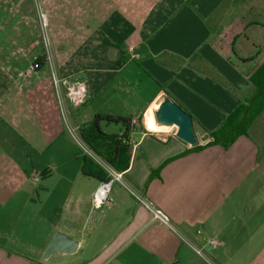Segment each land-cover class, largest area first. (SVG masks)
Returning a JSON list of instances; mask_svg holds the SVG:
<instances>
[{"label":"crops","instance_id":"1","mask_svg":"<svg viewBox=\"0 0 264 264\" xmlns=\"http://www.w3.org/2000/svg\"><path fill=\"white\" fill-rule=\"evenodd\" d=\"M27 2L0 0V40L25 32ZM54 2L55 22L68 19L53 51L56 73L86 87L78 105L64 99L70 126L79 135L95 115L131 120L122 179L168 225L119 183L110 206L92 207L102 175L68 133L49 69L29 71L14 62L16 51H0V264H264V110L230 146L190 151L255 94L228 60L244 1ZM163 92L192 117L196 145L177 138L174 126L156 125L153 106ZM100 129L125 131L104 122ZM8 221L14 227L6 231ZM56 232L78 250L43 259Z\"/></svg>","mask_w":264,"mask_h":264},{"label":"trees","instance_id":"2","mask_svg":"<svg viewBox=\"0 0 264 264\" xmlns=\"http://www.w3.org/2000/svg\"><path fill=\"white\" fill-rule=\"evenodd\" d=\"M239 11L242 30L235 35L230 44L228 60L238 68L243 76L255 89L254 96L247 105L239 106L225 120L224 124L210 134V141L204 146L194 147L190 151L201 150L204 147L221 145L230 146L239 136L245 135L248 128L264 110V0H243ZM43 56L36 57L39 66H43ZM122 124L125 127L123 135H107L100 129V123ZM131 120L112 115H95L93 119L79 130L80 138L90 149L105 161L113 170L121 172L127 169L130 149L122 143L126 138ZM85 157L86 165L93 163L99 169L101 181L107 180L106 173L90 158ZM84 174H90L82 169ZM91 175V174H90ZM98 175V176H99Z\"/></svg>","mask_w":264,"mask_h":264},{"label":"built area","instance_id":"3","mask_svg":"<svg viewBox=\"0 0 264 264\" xmlns=\"http://www.w3.org/2000/svg\"><path fill=\"white\" fill-rule=\"evenodd\" d=\"M40 21L42 29L47 28L46 17L43 13L40 12ZM43 39L45 36L43 35ZM46 45V44H45ZM139 56L131 51V58L137 59ZM43 62L47 63L52 70V56L46 51L45 55H43ZM39 67L36 58L34 59L31 69L35 70ZM52 86L56 95L60 117L70 135L74 143L80 149L82 154L92 161H94L107 175V180L101 181L95 192L93 193L91 204L92 207L96 210H100L104 206H110L112 203V199L110 197V190L113 183H119L124 187V189L135 199V201L142 206L147 212L150 214L152 220L158 221L162 224L168 225L167 216L160 211L159 209L151 206L146 200L139 195L136 191L130 188L122 179V174L113 170L104 160H102L99 156H97L90 147L80 138V136L76 133V131L70 126L68 119L66 108L64 104V99L67 98L72 104L78 105L82 102L86 94V87L83 83H68L66 81H62L56 77L53 73L51 74ZM62 87H65V92L63 93ZM132 123H136V121H132ZM200 254V251H197Z\"/></svg>","mask_w":264,"mask_h":264},{"label":"rangeland","instance_id":"4","mask_svg":"<svg viewBox=\"0 0 264 264\" xmlns=\"http://www.w3.org/2000/svg\"><path fill=\"white\" fill-rule=\"evenodd\" d=\"M70 3H71V0H66V6ZM43 4L41 3V0H31V3L27 2L26 10H27V15L29 14L31 17L30 18L31 22L23 26L25 27V32H21L22 34L20 35V37L17 36L16 39H9V36H8V39L0 40V51H16L14 52V55H13L14 60H15L14 62L26 63L29 65H32V62L34 61L36 57L43 56L45 55V52L48 51L52 56L53 73L59 79L56 73V70H55L53 51H57L56 50L57 42L59 43L64 40L60 38H62L64 33L67 32V29L65 28L68 26L67 24H63V22H68V19H66L65 21L61 23L60 22L56 23L55 17L57 15V12L55 8L54 0H44ZM29 5H31V11H28ZM67 10L68 8H66L65 12ZM40 12L43 13L46 17L47 28L45 30L42 29L41 27ZM62 12H60L59 16H62L63 14ZM43 35L45 36V39H43ZM44 65L49 69L50 78H51L52 70L50 69V66L47 63H45ZM29 71H31V68L29 69ZM42 181L43 180L40 179L41 184H42ZM49 181H52L50 192L55 193L58 189V179L56 176L53 175ZM37 191H41L40 193H42V191L44 190L42 187H38ZM7 223L9 225L5 224L4 229L6 231L8 229L12 230L14 227L13 223L9 221ZM42 258H43V254H42Z\"/></svg>","mask_w":264,"mask_h":264},{"label":"water","instance_id":"5","mask_svg":"<svg viewBox=\"0 0 264 264\" xmlns=\"http://www.w3.org/2000/svg\"><path fill=\"white\" fill-rule=\"evenodd\" d=\"M153 117L156 125L176 128L175 136L190 146L197 144L193 132L192 117L175 103L166 93H162L154 103ZM78 250V242L62 232H56L43 253V259L53 255H72Z\"/></svg>","mask_w":264,"mask_h":264},{"label":"bare ground","instance_id":"6","mask_svg":"<svg viewBox=\"0 0 264 264\" xmlns=\"http://www.w3.org/2000/svg\"><path fill=\"white\" fill-rule=\"evenodd\" d=\"M155 127H156L157 130H159V129H165V128H158L157 126H155Z\"/></svg>","mask_w":264,"mask_h":264}]
</instances>
